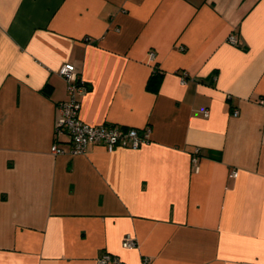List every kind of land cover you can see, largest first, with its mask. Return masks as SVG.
I'll list each match as a JSON object with an SVG mask.
<instances>
[{"label": "crops", "instance_id": "crops-1", "mask_svg": "<svg viewBox=\"0 0 264 264\" xmlns=\"http://www.w3.org/2000/svg\"><path fill=\"white\" fill-rule=\"evenodd\" d=\"M65 64L82 122L151 142L71 155ZM105 252L264 264V0H0V264Z\"/></svg>", "mask_w": 264, "mask_h": 264}, {"label": "built area", "instance_id": "built-area-1", "mask_svg": "<svg viewBox=\"0 0 264 264\" xmlns=\"http://www.w3.org/2000/svg\"><path fill=\"white\" fill-rule=\"evenodd\" d=\"M229 42L237 45L238 41L235 36L229 38ZM156 58L155 52H149V61L154 62ZM59 74L67 82V99L59 106V116L56 121L57 136L62 133H67L71 137L72 148L71 155H84L88 148L92 145H103L109 152H112L118 147L139 149L142 145H147L151 142V128L144 129L127 128L123 129L115 125H99L92 126L82 122L78 117L80 109L79 96L84 94L88 87L76 70L73 64H65ZM185 84V78L182 79ZM238 112H234L237 116ZM52 153L55 155L65 154L66 151L55 143L52 146ZM194 161H197L195 159ZM238 171L234 170L230 174V178H237ZM137 245L135 238L127 236L124 239L123 246L125 248H133ZM97 264H126L118 256L111 253H102ZM143 264H150V259L145 258Z\"/></svg>", "mask_w": 264, "mask_h": 264}, {"label": "trees", "instance_id": "trees-1", "mask_svg": "<svg viewBox=\"0 0 264 264\" xmlns=\"http://www.w3.org/2000/svg\"><path fill=\"white\" fill-rule=\"evenodd\" d=\"M159 75L161 74V73H158Z\"/></svg>", "mask_w": 264, "mask_h": 264}]
</instances>
